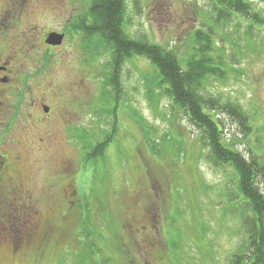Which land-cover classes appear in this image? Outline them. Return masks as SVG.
Returning <instances> with one entry per match:
<instances>
[{"label":"rangeland","instance_id":"rangeland-1","mask_svg":"<svg viewBox=\"0 0 264 264\" xmlns=\"http://www.w3.org/2000/svg\"><path fill=\"white\" fill-rule=\"evenodd\" d=\"M251 1L264 17V0ZM208 5L210 0H127V23L123 30L131 40L145 39L185 57L190 48L186 37L200 26L198 12H206ZM83 7L81 0H0V12L22 14L18 30L10 35L11 42L19 38L21 29L39 39L44 30L59 31L62 22ZM245 20H231L224 33H217L215 40L225 47L230 69L224 79L212 81L206 89L211 97L219 99L217 114L225 141L234 143V149L246 156L252 149L263 157L264 20L254 23L250 43L243 36L248 25ZM75 40L52 50L49 66L32 81V95H24L26 106L31 98L45 92L47 98L56 100L57 114L44 122L21 115L24 105L19 107L18 114L16 108L9 112L14 121L8 130L20 133L18 140L23 145H18L20 163L0 175V189L7 197L0 201V264H55L65 248L66 252L75 253L86 243L90 246L91 241L102 248L96 260L90 255L92 264H229L242 237L238 234L240 221L223 212V208L228 200L236 198L237 177L226 163H209L205 145L198 157L193 139L196 129L183 115L170 120L167 97L159 96L155 106L151 103L145 76L149 77L153 69L147 59L136 55L122 63L119 107L114 114L118 137L105 150V175L109 178L99 186H107L108 192L102 197L107 212L108 206L113 209L118 234L121 224L126 223L121 243L126 242L138 257L122 263L107 252L108 248H103L108 242L107 232L98 224L104 222L100 213H107L99 205L98 189L91 185V175H104L103 164L98 161L97 168L92 170L91 165H84L89 149L83 146L93 143L89 140L101 142L113 125L114 116L107 113L112 112L107 109L112 107V89L110 85L109 90L104 89L102 78V73L108 71L105 64L109 57L106 58L105 50L96 49L95 56L91 54L88 73L78 63ZM229 103L238 105L247 116V125H251L247 135L240 121L220 113ZM131 110L149 125L146 136L162 145V157L150 152L144 135L130 118ZM41 130L53 134V138L44 139L42 150L37 143ZM163 138L172 139L173 143L169 145ZM184 150L187 154L183 156ZM123 185L127 194L119 190L124 195L111 198L112 189ZM136 186L141 190L137 199ZM91 188L97 196L89 193ZM140 197L145 198L144 202H138ZM84 215L96 228L92 236H86V243L79 229ZM201 224L206 228L203 235L199 230ZM19 235L24 240L14 251ZM161 237L164 250L159 252ZM173 240L178 242L179 250L168 246ZM75 256L62 264H73Z\"/></svg>","mask_w":264,"mask_h":264},{"label":"trees","instance_id":"trees-1","mask_svg":"<svg viewBox=\"0 0 264 264\" xmlns=\"http://www.w3.org/2000/svg\"><path fill=\"white\" fill-rule=\"evenodd\" d=\"M81 1L84 2L83 10L73 15L69 20L68 26L75 33L79 31L76 34L82 48L88 47L89 53L94 56L96 49H102L105 50L106 58L109 57L108 63L105 64V66L108 65V71L102 73L103 84L104 82L106 84L104 89L109 90L107 86L110 85L112 89L110 95L113 94L111 98L112 107H107L112 112H106L114 116L119 107L120 75L124 60H128L134 55L147 59L153 69L149 77L145 76L147 96L151 103L155 106L160 99L159 96L167 97L171 108L170 120H173L176 115H183L186 121L196 129L197 135L193 136V139L195 141V149L199 151L198 157L202 154L201 152L205 145L207 148L205 157L209 160V163L213 165L226 163L233 169L232 171L237 177V188L234 193L236 198L233 201L228 200V203L223 208V212L227 211L233 214L240 221L238 234H241L242 237L239 246L236 247L230 257L229 264H264V155L262 157V155H258L254 150L250 149L246 156L239 150L234 149V143L225 141L222 135V121L217 114L219 109L217 102H219V99L211 97L206 89V86L212 81L224 79L227 69H230V61H227L225 47L219 46L215 40L217 33H224V27L231 23V20L238 22V20L246 19L248 25L243 36L247 43H250L253 40L252 30L254 25L264 20L261 11L255 9L251 0H210L207 11L203 12L200 9L198 12L200 26L186 37L190 45V48L188 46L187 55L180 57L172 49H164L160 45L149 43L145 39L131 40L124 33L123 29L127 23V0ZM2 13L7 12L4 11ZM15 16L21 17L22 14H16ZM85 18H88L90 24L88 39L82 38L88 32L81 30ZM86 39L88 46L85 44ZM220 40L224 41V37L220 36ZM47 59L49 60L50 56ZM104 89L102 95H104ZM223 110V112H220V110L219 112L231 115L240 121L239 125L244 128L245 135H247L251 125H247V116L241 111V108L235 103H229L224 106ZM130 118L133 122H136V127L144 135L143 139L149 145L150 152L154 153L155 156L162 157L165 154L159 151L162 145L159 146L154 140H150L146 136L150 127L145 122V119L133 110L130 111ZM117 124V118L115 119L114 116L113 125L106 130V137L101 139V142L95 143L93 140H89L93 143L89 146H83V149H89V152L84 155V165H91L92 170V167L97 168L98 165L96 163L98 161L103 164L104 175H91V185L98 189L97 198L101 199L99 204L101 205V210H104L106 206V204L104 205L105 200L102 194L105 195L108 191L106 190L107 186L99 185L109 178V175H105L106 166L104 165L103 157L108 145L116 143L115 140L118 137ZM262 128H264V125ZM172 139L163 138V142L168 140L167 143L170 145L174 141ZM84 143L86 144L87 141ZM184 151L183 156L187 154L186 150ZM124 188L125 186L123 185V187L112 189L111 193L113 194L109 193L108 195L111 194V198L114 199L116 196L124 195L123 193L127 194ZM139 191H141L140 188L136 186L134 188L136 199L138 194H140ZM94 192L95 190L92 188L89 189L91 195H95ZM142 195L145 197L144 194ZM141 197L138 202H144L145 198L142 200ZM112 210L108 206V212L105 209L107 214L100 213L104 222L99 221L98 225L101 224L103 226L108 237V242L104 243V247H102L104 249L108 248L107 252L112 253L111 256L114 255L115 260L118 259L122 263L126 261L132 262L138 256H134L133 250L126 242L121 243L120 241L124 240L126 223L121 224L122 231L118 234L117 220L115 214L111 213ZM81 211L84 213L85 209L82 208ZM80 225L79 229L85 235L86 243V236H92L96 228L94 230L93 224L89 221L87 215L82 217ZM205 229L204 225L201 224L199 230L202 235ZM176 235L180 234L176 233ZM19 237H21L22 241L24 240L21 235ZM160 240L158 242L163 246L161 245L162 249L159 252H162L164 250L162 237ZM154 241L156 242L157 238ZM24 243L25 246L27 241ZM97 245V242L91 241L90 246L87 247L86 243L83 248L80 247V250L75 253L66 252L67 249L65 248L59 254L55 264H62L66 258H69L70 262V257L74 255L77 257L73 258V264H80L81 262L92 264L90 255L94 261L97 259V252L102 249ZM168 246L172 250L180 249L178 242L174 240L170 241ZM73 253L74 255H72ZM75 258L78 259L75 260ZM134 264H137V262ZM181 264L184 263L182 262Z\"/></svg>","mask_w":264,"mask_h":264},{"label":"flooded vegetation","instance_id":"flooded-vegetation-1","mask_svg":"<svg viewBox=\"0 0 264 264\" xmlns=\"http://www.w3.org/2000/svg\"><path fill=\"white\" fill-rule=\"evenodd\" d=\"M75 13H72L68 18H66L59 29L55 30H44L42 32V37L39 39L38 36L26 34L24 29L19 30V38L11 42L10 35L15 30H18L17 26L20 24L19 21L21 17L11 16V13L0 12V175H5L9 169H12L13 165L20 163L21 157L19 156L18 145H23L19 141V134L15 131H10L8 128L11 125L10 110L11 108L17 109V114L19 107L24 105V110L21 115L31 120L44 121L48 120L49 116L57 114V108L54 109V98L49 99L46 97V93H40L37 95L36 99L31 98L27 105L25 106L24 95H32L31 90H33L32 81L37 79L39 73H43L45 68L49 66L50 60L47 59L49 56H53L52 50L65 45L70 40L75 41L76 46V56L78 63L86 70L88 73V68L91 63V54L89 53V48H82L80 46V40L77 34L73 32V29L68 26L69 20L73 17ZM88 18L84 19L83 27L81 30L86 32V35L82 38H89V28L90 24ZM54 33V38L60 37L59 44H51L47 41L49 34ZM69 39V40H68ZM87 39L85 44L87 45ZM37 47H36V45ZM88 46V45H87ZM34 48H37L34 52ZM40 51V56L38 55ZM5 106V107H2ZM6 107H10L6 109ZM42 133L37 138V143L40 145V149H45L42 143L46 140V137L53 138L52 132L41 130L39 134ZM49 133V134H47ZM45 139V140H44ZM12 155V156H10ZM10 164V165H9ZM15 170V169H14ZM5 192L0 189V201L3 198H7ZM6 235V234H5ZM5 235L3 239H5ZM21 237L19 240L17 238L15 242L14 251L19 248V243L21 244Z\"/></svg>","mask_w":264,"mask_h":264},{"label":"water","instance_id":"water-1","mask_svg":"<svg viewBox=\"0 0 264 264\" xmlns=\"http://www.w3.org/2000/svg\"><path fill=\"white\" fill-rule=\"evenodd\" d=\"M49 39L47 40L51 44H59L60 43V37L57 36V39H54V33L49 35Z\"/></svg>","mask_w":264,"mask_h":264}]
</instances>
